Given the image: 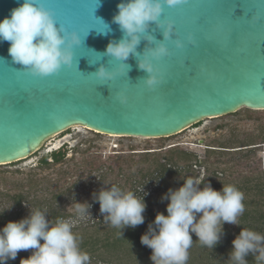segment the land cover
Returning a JSON list of instances; mask_svg holds the SVG:
<instances>
[{"label":"water","instance_id":"95a60500","mask_svg":"<svg viewBox=\"0 0 264 264\" xmlns=\"http://www.w3.org/2000/svg\"><path fill=\"white\" fill-rule=\"evenodd\" d=\"M120 2L39 0L58 26L77 32L82 40L72 49V66L55 74H30L12 62L9 42H0V165L43 153L66 132L162 138L241 108L264 110V0L164 5L160 19L172 21L173 32L163 41L169 55L153 60L161 82L152 89L144 84L148 73L131 55L124 61L130 65L128 73L125 66L110 81L94 75L101 64L116 72L122 63L101 54L109 41L122 38L112 22ZM22 3L0 0V21ZM147 31L163 40L155 23ZM176 40L183 47L177 48ZM152 46L142 39L137 51L143 54ZM118 92L126 96L125 103L117 99Z\"/></svg>","mask_w":264,"mask_h":264},{"label":"clouds","instance_id":"9594fccd","mask_svg":"<svg viewBox=\"0 0 264 264\" xmlns=\"http://www.w3.org/2000/svg\"><path fill=\"white\" fill-rule=\"evenodd\" d=\"M184 3L186 0H121L112 22L119 26L122 38L109 41L101 54L122 63L116 72L101 64L94 72L96 78L110 81L117 72L122 73L125 66L128 73L130 65L124 61L131 55L136 57L138 67L148 73L143 78L144 84L149 89L159 84L161 77L153 60L169 55L163 41L169 40L173 32V22L161 21L160 17L164 5L176 7ZM150 22L162 30L163 40H156L147 31ZM107 32L99 33L106 35ZM142 39L154 45L146 47L143 54L137 51ZM3 41L9 42L8 54L13 63L41 77L55 74L64 66L71 67L74 59L72 49L82 43L77 32L58 26L53 12L39 0H23L20 6L11 10L9 17L0 21V42ZM189 41L193 42L191 36ZM175 45L183 47L180 40H176ZM116 96L120 103L126 102L123 92ZM203 182L186 177L181 187L170 188L162 195V200L169 201L167 215L157 212L154 221L140 237L141 244L152 250L150 260L153 264H187L193 244L192 233L203 246L214 249L225 234L224 223L241 225L238 217L245 211L244 193L234 185L223 183L219 191L210 183H204L201 189L199 185ZM93 200L99 202L104 221L120 229L121 235L122 229L144 223L143 213L147 207L144 196L137 197L134 192L123 191L111 184L108 189L94 192ZM90 208L87 201H76L74 205L75 213L81 218L91 217ZM46 216L47 213L39 209L30 210L28 216L19 221H9L0 229V264H5L8 259L14 260L19 251L29 249L33 250L32 254L26 259L21 258L20 264H89L90 256L81 250L72 231L73 224L59 218L53 223ZM231 243L229 260L235 264H248L245 257L249 254L257 264L264 262V235L243 227Z\"/></svg>","mask_w":264,"mask_h":264},{"label":"rangeland","instance_id":"374dc122","mask_svg":"<svg viewBox=\"0 0 264 264\" xmlns=\"http://www.w3.org/2000/svg\"><path fill=\"white\" fill-rule=\"evenodd\" d=\"M245 109H239L236 114L231 113L219 117L206 118L199 125H192L178 134L162 138L111 136L89 130L71 136V140L69 139L70 148L75 145L78 151L87 150L86 155L84 153H76L72 154L69 157L70 159H67L63 163H49L37 167L35 166L36 159L45 153L43 152L20 161L0 165V212L12 206L10 210H5L3 213L12 214L13 216L20 213L22 217H26L29 215L30 210L38 209V205L41 204L40 195L43 194L42 196L46 198L45 203L49 204H45L41 211L49 213L47 217H49L51 211L64 214H69V212L75 213L74 205L76 201L72 200L61 203L57 195L63 191L68 193L69 187L77 182L81 186L75 190L76 193L84 192L85 182L90 181L93 184L98 182L97 185H93H96L95 191L97 193L101 188H106L107 185L110 188L111 184L127 190L132 187L129 185L132 180V182L143 183L141 186L138 185L139 190L147 193V195H152L157 185L154 180H151V177L156 175L151 173V169L153 170V168L150 166V163L154 158L152 154L157 153L161 155L172 146H178L196 155L191 163L193 165L192 169L196 174L195 179L208 176L213 170L216 171V174L221 175L219 174L220 169H224L223 175H226L227 183L237 181L238 179L235 180L236 178H239L241 181L240 178L244 175L254 176L258 173L259 169L263 172L264 177V143L260 144L261 150L258 151L255 157L240 161L238 165L229 160L230 156L217 157L212 154L208 155L206 151L207 144H210L212 139L225 141L233 134H235L234 137L241 139L246 133L254 135L261 133L260 131L264 127V110H253L255 112L249 118L245 115ZM256 116L260 118H256ZM72 152H75V150ZM116 156L118 157L116 158ZM144 161L149 163H145ZM92 166H99L103 172L100 173L96 169L93 172ZM106 167H109V170ZM99 173L101 174V178L99 177ZM142 173L147 174V178H144L143 182L137 178ZM170 188V186L163 188L162 194H165ZM17 192L22 193L24 197L21 205H16L10 198V195H14ZM242 192L244 193V191ZM76 193L73 199L77 195ZM92 198V196H85L86 200ZM48 205L52 207V210L48 209ZM99 214L101 213L99 212ZM102 217L104 216L102 215ZM7 220L9 221V218ZM64 220L71 222L73 227L80 226L90 231H94L96 228L99 230L103 229L105 228L104 226L109 224L104 220H82L78 216H66ZM32 251L31 249L19 251L18 256L12 261V264H20L21 258H28L32 254ZM97 252L100 253V256H105L104 253L98 250ZM128 253L127 255L131 254L130 249ZM124 257H120L119 259L113 258L112 263L126 264L127 256L124 255ZM130 257L133 258L131 255ZM127 259L130 260L129 258ZM93 260V264L98 262V259L96 261L95 259ZM189 260L190 262L192 260L191 254L189 255ZM102 262L101 260L100 264Z\"/></svg>","mask_w":264,"mask_h":264},{"label":"trees","instance_id":"16d2710c","mask_svg":"<svg viewBox=\"0 0 264 264\" xmlns=\"http://www.w3.org/2000/svg\"><path fill=\"white\" fill-rule=\"evenodd\" d=\"M245 110V115L249 118H251L252 114L255 112L249 109ZM236 113L237 111L232 114ZM256 118L260 117L256 116ZM199 124L200 122L194 124L193 126ZM260 132L261 133L256 135L252 133H246L241 139L234 137L235 134L225 141L212 139L210 144H207V154H212L217 157L225 155L230 156L229 160L238 165L240 164V161L242 162L243 160H248L252 157H255L258 151L261 150L260 144L264 143V127ZM152 155L154 158L152 161L150 160V166L153 168V170L151 169V173L156 175L152 176L151 180H154L157 185L155 186L152 195H144V200L147 207L143 213L145 218L143 224L138 225L135 228L127 227L122 229V235L120 229L109 225L110 223L107 226H104L105 228L100 230L96 228L94 231L87 230V228H81L80 226L72 228L73 233L78 238L81 250L87 252L90 256L89 264H93V259H95V261L98 259L96 264H100L101 260L103 261L101 264H113V258H125L124 255L130 259L128 260L126 258V264H153V262L150 260L152 250L141 244L140 237L147 231L148 225L154 221L157 212H163L165 215H167L166 207L169 201L161 199L163 195V188L170 186L171 189H177L183 185L184 179L186 177H191L193 179L196 178L195 171L192 169L193 165L191 164L196 155L193 152L186 151L178 146L170 147L161 155H158L157 153ZM144 162L149 163L147 161ZM219 172L221 175H218V173L216 174V171L213 170L208 176L202 177L200 180H203L204 182L201 183L199 187L202 189L204 187V183H210L213 189L219 191L222 189L224 184L234 185L240 191H244L245 211L243 215L238 217V222L241 225L233 226L232 224L224 223L223 228L225 234L223 235L221 242L214 249L203 246L198 241V237L192 233L191 235L193 244L189 249V255H192V260L190 262L188 259V264H235L234 261L229 260V252L232 248V240L240 233L241 229L243 227L252 229L261 235H264L263 172L259 169L256 175H244L241 176V181L239 178H236L235 180H238L231 183H227L226 175H223L224 169H220ZM137 178L143 182V179L147 178V174L142 173ZM148 181H150V179H148ZM130 183L132 184V180ZM42 195L43 194L40 195L41 204L38 205L39 210L43 209L45 204H49L45 203L46 198ZM10 198L16 205H21L22 201L24 200L23 194L19 192L15 193L14 195H10ZM47 207L48 209L52 210L50 205ZM21 215L22 214L20 213L14 216L12 214L2 213L0 214V225L5 226L7 222L11 221V219H13V221H19L20 219L24 218ZM199 215L200 214H198V217ZM8 218L9 221L7 220ZM46 218L54 223L56 219H62V214L51 211L49 217L46 216ZM41 242L43 243V241ZM129 249L131 251L130 255L133 258H131L130 255H127L129 254ZM97 250L104 253L105 256H100V253L97 252ZM245 259L248 261V264H257V261L254 259L252 254H249L247 257H245ZM12 261V259H8L5 264H12ZM261 264H264V262H261Z\"/></svg>","mask_w":264,"mask_h":264},{"label":"flooded vegetation","instance_id":"af4514ba","mask_svg":"<svg viewBox=\"0 0 264 264\" xmlns=\"http://www.w3.org/2000/svg\"><path fill=\"white\" fill-rule=\"evenodd\" d=\"M69 139L71 140V136L68 135V132L63 133L62 135H59L57 138L52 139L51 142H50L51 143L50 146L47 147V149H44L45 153H43V155H40L36 159L35 166L41 167V166L47 165L49 163H63L65 161H67V159H70L69 157H71L72 154H76V153H78V154L79 153L80 154L84 153L85 155L87 154L86 153L87 150H84L85 152L82 151V150L78 151V149H76L75 145H74V147L70 148ZM57 140H59L60 143H55V141H57ZM74 150H75V152H72ZM69 154H70V156H69ZM117 157L118 156H116V158ZM45 159H46V161H45ZM82 162H84V161H82ZM91 169H93V172H95L96 170H98L100 173L103 172V170L99 166H94ZM94 169H96V170H94ZM106 169L109 170V167H106ZM100 173H99V175H100L99 177L101 178V174ZM94 184L97 185L98 182H95ZM94 184L92 183V181L85 182L84 192L81 191L80 193H76L75 190L78 189L81 186V185H79V182H77V183H75V184H73V185H71L69 187L68 193H65V191H63L60 194L58 193L59 194L58 198L60 199L61 203H64L66 201H72V200L73 201L76 200L77 202H81V203L87 201L89 204H91V208H90L91 217L90 216H85V217L82 218V220H90V221H92V220H104V217H102V215L99 214V212H100L99 202L98 201H94L93 198L92 199H88V200L85 199V196H87V195L93 197V193L96 192L95 191V188H96L95 186L96 185L93 186ZM129 185L132 186V187L128 188L127 190H125L124 188H122L120 186H117V187L122 189L123 191H132V192L135 193V195L137 197L144 196V193L141 192L139 190V187H138V185L141 186V185H143V183L132 182V184L129 183ZM108 188L109 187L107 185L105 189H108ZM89 190H91V191H89ZM75 193L77 195L73 199V196H74ZM61 214H62V219L66 218V216L67 217H71V216L76 217L77 216L76 213H71V212H69V214H64V213H61ZM79 218H81V217H79ZM3 227H4L3 225H0L1 229Z\"/></svg>","mask_w":264,"mask_h":264},{"label":"snow or ice","instance_id":"6c2138e0","mask_svg":"<svg viewBox=\"0 0 264 264\" xmlns=\"http://www.w3.org/2000/svg\"><path fill=\"white\" fill-rule=\"evenodd\" d=\"M44 6V5H43ZM158 71H159V69H158Z\"/></svg>","mask_w":264,"mask_h":264},{"label":"bare ground","instance_id":"6f19581e","mask_svg":"<svg viewBox=\"0 0 264 264\" xmlns=\"http://www.w3.org/2000/svg\"><path fill=\"white\" fill-rule=\"evenodd\" d=\"M112 136V135H111Z\"/></svg>","mask_w":264,"mask_h":264}]
</instances>
